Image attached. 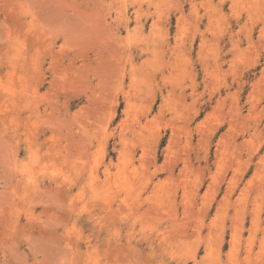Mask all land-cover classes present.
I'll list each match as a JSON object with an SVG mask.
<instances>
[{
    "label": "rangeland",
    "instance_id": "obj_1",
    "mask_svg": "<svg viewBox=\"0 0 264 264\" xmlns=\"http://www.w3.org/2000/svg\"><path fill=\"white\" fill-rule=\"evenodd\" d=\"M0 264H264V0H0Z\"/></svg>",
    "mask_w": 264,
    "mask_h": 264
}]
</instances>
